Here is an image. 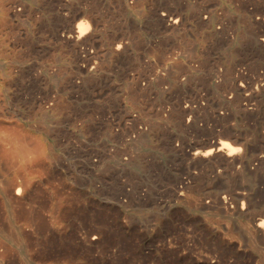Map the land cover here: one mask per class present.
<instances>
[{
    "label": "bare ground",
    "instance_id": "obj_1",
    "mask_svg": "<svg viewBox=\"0 0 264 264\" xmlns=\"http://www.w3.org/2000/svg\"><path fill=\"white\" fill-rule=\"evenodd\" d=\"M0 141L45 149L0 165V264H264V0H0ZM149 149L160 222L228 259L130 233Z\"/></svg>",
    "mask_w": 264,
    "mask_h": 264
},
{
    "label": "rangeland",
    "instance_id": "obj_2",
    "mask_svg": "<svg viewBox=\"0 0 264 264\" xmlns=\"http://www.w3.org/2000/svg\"><path fill=\"white\" fill-rule=\"evenodd\" d=\"M100 103H98V105H99ZM89 107H92V106H98L97 104H95L94 102H92V103H88L87 104ZM91 105V106H90ZM98 143V138L96 137L95 139L93 138V140L92 141H90V142H88L89 144L90 143ZM149 152L150 153H152V154H149ZM147 153H148V157H147V159H145L144 160V162L141 164V166H139L138 168H136V170H135V172H134V176H135V178H134V176H133V180L132 181H134V184H135V186H138V187H140V188H142L143 190H142V193L145 195V197H146V199H145V202H136L133 206L131 205V206H129L128 208L126 207L124 210H122L121 211V213H120V219L122 220V221H124V222H126L127 223V221H129V224L131 225V228L130 229H132L131 231L132 232H130V233H133V231H134V233H136V232H139V231H142V233L144 232V233H146L150 238V244L152 245V249L154 250V249H156V247L157 248H159L160 246H161V242L163 243L164 242V239H165V241L166 240H168V239H171L170 241L172 242V243H176L178 240H179V237H178V235L180 234V233H188L189 235H190V240H196V241H193V243H192V241H190L189 242V244L191 245L190 246V248H192V250L193 251H196V252H201V253H203V254H205V253H207V254H210V255H214L215 257L216 256H219V257H217L219 260L220 259H228V255L226 256L225 254H223L222 252H221V249L220 248H217L216 246L213 248V245L211 246L210 244H208L207 242H206V240H205V238L203 237V235H201L202 237H200V233L202 234V232H201V229L199 228V226L196 224V223H193V222H189V221H183L184 219H182V217H181V215H179L180 216V218L181 219H179L178 221H177V219L179 218V216L177 217V218H173L172 219V221L171 222H169L167 225H163L160 221H161V218L162 219H165L166 217H168L169 215H166L167 214V207L166 206H168L170 203H171V194H169L170 193V191H169V188H167L168 186H167V184L166 183H164V182H166V179H167V175L166 176H164L165 174L164 173H162V172H159L160 173V175L162 174H164L163 176L161 175V176H157V171H161V169L160 168H157L156 169V167H158L157 165H161L162 164V161H160V162H158L160 159H159V153H157V151L155 150V149H149L148 151H147ZM146 153V154H147ZM158 154V155H157ZM151 157V158H150ZM153 157H155V158H153ZM73 158V159H72ZM72 158H69V161L70 162H72V163H75V161H76V158H74L73 156H72ZM152 158H153V160H152ZM152 161H151V160ZM158 159V160H157ZM74 160V161H73ZM148 160V161H147ZM146 161V162H145ZM156 161V162H155ZM148 162H149V165H148ZM155 162V163H154ZM152 163V164H151ZM144 164H145V166H144ZM148 165V167H146ZM160 165H159V167H160ZM150 167V168H149ZM148 168H149V171H148ZM151 168H154V169H151ZM151 169V170H150ZM144 170V171H143ZM145 170H147V171H145ZM155 171V172H154ZM148 172V173H147ZM150 172H152L153 174H150ZM150 174V175H149ZM138 175V176H137ZM148 175V176H147ZM159 175V174H158ZM144 176V177H143ZM150 176V177H149ZM153 176V177H152ZM139 177V178H138ZM148 177V178H147ZM166 178V179H164V178ZM150 178H152V179H150ZM156 178H158V180L156 179ZM164 180H163V179ZM137 179H139L140 181H137ZM142 179V180H141ZM144 179V180H143ZM146 179H147V181H146ZM150 179V180H149ZM154 179V180H153ZM163 182H162V181ZM142 181H143V183L144 184H141L142 183ZM154 182H156V183H154ZM159 182V183H158ZM161 183V184H160ZM143 185H145V187L143 186ZM164 185V186H163ZM109 186H110V188H112L113 186H112V184L110 185L109 184ZM109 186H108V189H110L109 188ZM147 187L148 188H150L149 190L147 189ZM160 187H162V188H160ZM108 189H105V191H104V195H102V198H105L106 199V197L107 198H110L111 197V193H112V189H110L109 191H108ZM147 191H146V190ZM157 189V190H156ZM161 189V190H160ZM162 189H164V190H162ZM168 189V190H167ZM107 190V191H106ZM151 190H153L152 192L153 193H151ZM162 191L161 193H159L160 191ZM167 190V191H166ZM156 191V192H155ZM159 191V192H158ZM165 193H164V192ZM110 194H109V193ZM146 192V193H145ZM148 193V194H147ZM162 193H164V194H162ZM107 194H109V195H107ZM166 194H168L167 196H166ZM155 195H156V197H155ZM165 195V196H164ZM149 196V197H148ZM159 196V197H158ZM162 196V197H161ZM168 196H169V198H168ZM151 197V198H150ZM155 197V198H154ZM159 198H160V200H159ZM168 198V199H167ZM152 199V200H151ZM163 201H162V200ZM147 200V201H146ZM150 200V201H149ZM154 200V201H153ZM103 201H104V199H103ZM109 201H112L111 199L109 200ZM152 201V202H151ZM156 201H158V202H156ZM160 201V202H159ZM150 203V204H148V203ZM166 202H167V205H166ZM145 203H147V204H145ZM158 203V204H157ZM161 203V204H160ZM165 203V204H164ZM141 204H144V207L142 206L141 207ZM152 204V205H151ZM148 205V206H147ZM151 205V206H150ZM136 206H139V207H136ZM150 206V207H149ZM159 206V207H158ZM158 207V208H157ZM157 208V209H156ZM162 208V209H161ZM164 208H166V209H164ZM139 209V210H138ZM138 210V211H137ZM162 210V211H161ZM139 212H141V213H139ZM156 214H155V213ZM111 213V212H110ZM148 213H149V215H148ZM154 213V214H153ZM144 214V215H143ZM157 214H159V215H163V216H157ZM110 215H113V214H110ZM125 215V219H127L126 221H125V219H123L124 216ZM143 215V216H142ZM151 215H152V218H151ZM172 216V215H171ZM197 216H200L199 214H197ZM149 217V218H148ZM156 217V218H155ZM173 217V216H172ZM146 219H148V220H146ZM154 219V220H153ZM158 219V220H157ZM135 220V221H134ZM150 220V221H149ZM183 221V222H181V221ZM138 221V222H137ZM153 221V222H152ZM155 221V222H154ZM175 221V222H174ZM73 221H71V223H68V225L70 226V227H75V225H77V224H73L72 223ZM136 222V223H135ZM140 222V223H139ZM180 222V223H179ZM134 223H135V225H134ZM138 223V224H137ZM191 223V224H190ZM162 224V225H161ZM170 224L172 225V226H170ZM189 224V225H188ZM193 224V225H192ZM143 225H144V227H143ZM154 225V226H153ZM180 225H184V227H182V226H180ZM151 228H150V227ZM163 226V227H162ZM169 226L171 227V229L169 228ZM190 227V228H187V227ZM138 227V228H137ZM142 227V228H141ZM163 229H162V228ZM167 227V228H166ZM176 227H178V228H176ZM182 228V229H180V228ZM135 228H137V229H135ZM164 228H166V230L164 229ZM196 228H197V230H196ZM149 231H148V230ZM177 229V230H176ZM195 229V230H194ZM154 230V231H153ZM159 230V231H158ZM190 230H192V232H193V234L194 233H198V232H200L199 234H192V232L190 231ZM199 230V231H198ZM136 231V232H135ZM158 231V232H157ZM165 231H167V233L165 232ZM173 231V232H172ZM176 231H178L177 233H176ZM180 231H183V232H180ZM186 231V232H185ZM160 232V233H159ZM164 234H163V233ZM133 233V234H134ZM155 233V234H154ZM178 234L177 236L175 235V234ZM160 236H159V235ZM155 235V236H154ZM162 235H164V236H162ZM168 235V236H167ZM191 235L193 236V237H191ZM152 236H154L153 238H152ZM173 236H176V237H173ZM195 236V237H194ZM199 236V238H197ZM156 237V238H155ZM165 237H170V238H165ZM159 238H161V239H159ZM196 238V239H195ZM198 239V240H197ZM154 240H155V242H154ZM160 240H162L161 242H160ZM205 240V241H204ZM157 241H159V242H157ZM204 241V242H203ZM199 242V243H198ZM200 242H201V244H200ZM203 243V244H202ZM204 243H207L206 245L204 244ZM200 244V245H199ZM157 245V246H156ZM176 246H177V244H175ZM194 245V246H193ZM205 246V247H204ZM208 246H210L211 247V249H210V247H208ZM198 247V248H197ZM207 247V248H206ZM208 248H209V250L210 251H208ZM214 251H213V250ZM217 249H219V250H217ZM197 250H199V251H197ZM123 251V252H122ZM216 251V252H215ZM122 252V253H121ZM121 252L119 253L118 252V254H120V256L118 257V258H116L115 260V264H119V262H120V264H172V262H170L171 260L170 259H168V258H164L163 257V255H161V253H158V254H156V255H151V257L149 258H146L143 262H140V261H138V263L136 262L137 260H133V259H130V257H126V251H124V250H121ZM210 252V253H209ZM126 253V254H125ZM117 254V255H118ZM125 254V255H124ZM122 255H124V256H122ZM121 257H123V258H121ZM124 257L125 258H127V260H125L124 259ZM121 258V259H120ZM129 258V259H128ZM124 259V260H123ZM148 259V260H147ZM150 259H152V260H150ZM131 260H133V261H131ZM154 260V262H151V263H149L150 261H153ZM160 260V261H159ZM127 261V262H126ZM131 261V262H130ZM136 262V263H135ZM239 262L241 263V261L239 260Z\"/></svg>",
    "mask_w": 264,
    "mask_h": 264
},
{
    "label": "clouds",
    "instance_id": "obj_3",
    "mask_svg": "<svg viewBox=\"0 0 264 264\" xmlns=\"http://www.w3.org/2000/svg\"><path fill=\"white\" fill-rule=\"evenodd\" d=\"M23 153L12 155L2 141H0V165H15L23 169L25 166H36L44 162L45 149L42 145L36 147L25 146Z\"/></svg>",
    "mask_w": 264,
    "mask_h": 264
},
{
    "label": "snow or ice",
    "instance_id": "obj_4",
    "mask_svg": "<svg viewBox=\"0 0 264 264\" xmlns=\"http://www.w3.org/2000/svg\"><path fill=\"white\" fill-rule=\"evenodd\" d=\"M240 149H238V148H236V149H233V151H236V152H238ZM19 189H17V192L19 193ZM262 226H264V225H262Z\"/></svg>",
    "mask_w": 264,
    "mask_h": 264
}]
</instances>
